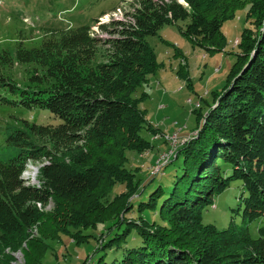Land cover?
Returning a JSON list of instances; mask_svg holds the SVG:
<instances>
[{
    "label": "trees",
    "instance_id": "1",
    "mask_svg": "<svg viewBox=\"0 0 264 264\" xmlns=\"http://www.w3.org/2000/svg\"><path fill=\"white\" fill-rule=\"evenodd\" d=\"M183 1L131 0L122 18L95 20L105 38L91 24L48 30L38 47L26 48L23 36L12 49H0L1 102L58 120L6 128L14 155L0 161V264H11L5 248H20L36 225L25 264H42L49 242L63 236L87 242L93 237L87 230H98L94 264H264V227L258 238L250 233L264 217V0ZM246 5L250 26L227 85L206 102L205 114L201 102L194 111L195 135L164 166L182 157L179 172L145 194L154 179L142 185L125 167L124 151H150L141 132L160 134L139 108L147 94L136 96L162 67L146 38L184 22L179 30L190 42L221 51L224 23ZM28 161L39 164L34 183L26 176ZM234 181L244 192L229 226L204 224L203 210ZM49 200L55 211L36 208Z\"/></svg>",
    "mask_w": 264,
    "mask_h": 264
},
{
    "label": "rangeland",
    "instance_id": "2",
    "mask_svg": "<svg viewBox=\"0 0 264 264\" xmlns=\"http://www.w3.org/2000/svg\"><path fill=\"white\" fill-rule=\"evenodd\" d=\"M130 1L0 0V49H12L17 37L21 40L27 38L24 41L26 48L38 47L43 34L48 30L77 28L91 24L92 33L105 38L106 33H101L97 29L95 20L106 22L109 18H122V12L129 10ZM178 1L182 2V0ZM248 9L249 5H246L237 12L235 20L224 23L222 31L226 37V45L221 51H209L190 42L179 30L180 26L185 25L184 22H179L178 25H166L157 36L146 38L148 44L155 49L162 67L150 75L147 84L137 89L136 96L147 94L139 108L143 111L147 122L159 128L160 134L155 136L146 130L141 132L142 137L153 144L150 151L141 154L124 151L128 159L125 167L136 173L142 180V185L151 178L154 179L152 184L145 186V194L150 193L159 182L165 184L172 179L173 174L179 172L182 157L168 167L164 168V166L175 158L178 147L189 142L191 135L199 127L194 104L201 102L202 108L199 110L205 114L207 103L213 101V93H220L227 85L228 75L240 52L237 46L239 39L243 30L250 26L246 21ZM14 75L21 80L24 77V73L19 68L14 70ZM5 96L0 92V98ZM22 121L38 125L58 122L47 111L21 109L5 105L0 100V161L5 162L14 155L7 146L6 128L21 126ZM176 133L179 139L175 147L171 138ZM163 156L169 157V161L165 164ZM38 165L31 161L27 162L26 176L30 177V180L36 177ZM160 168L164 169L158 174L157 170ZM121 189V186H117L114 194ZM243 192L240 181L232 182L226 191L215 196L213 203L203 210L204 224H214L219 230L226 229L233 215L232 210L239 207ZM35 206L44 213L56 210L53 200H49L46 206L40 204ZM236 221L238 224L242 223L241 212L236 216ZM262 227H264V217L250 225V233L254 238L260 237L259 229ZM28 232V239L20 248H5L2 253L11 257V264H25L24 252L27 250V241L37 236L38 226L32 227ZM97 233L98 230L83 231V234L93 236L84 243L75 244L67 236H63L59 242H49L50 249L44 256L42 264H84L85 261L86 264H94L98 255L96 251L98 243L95 240Z\"/></svg>",
    "mask_w": 264,
    "mask_h": 264
},
{
    "label": "built area",
    "instance_id": "3",
    "mask_svg": "<svg viewBox=\"0 0 264 264\" xmlns=\"http://www.w3.org/2000/svg\"><path fill=\"white\" fill-rule=\"evenodd\" d=\"M178 134L176 133V134H174L173 136H172V142H173V144H174V146L176 147V145L175 144H177L178 143ZM170 154H172V152L170 153ZM166 156H163V160H164V164L165 163H167L168 161H169V157L168 158H165ZM159 168V166L157 167V169ZM161 171V168L159 169V170H157V172H160Z\"/></svg>",
    "mask_w": 264,
    "mask_h": 264
},
{
    "label": "bare ground",
    "instance_id": "4",
    "mask_svg": "<svg viewBox=\"0 0 264 264\" xmlns=\"http://www.w3.org/2000/svg\"><path fill=\"white\" fill-rule=\"evenodd\" d=\"M194 106H195V110L196 109H199L200 108V103L198 102V103H196V104H194ZM193 135H195V134H193ZM172 139V138H171ZM28 178H30V177H28ZM31 183H34L35 182V178H31V181H30ZM36 207H38V206H36ZM42 208V207H41Z\"/></svg>",
    "mask_w": 264,
    "mask_h": 264
},
{
    "label": "water",
    "instance_id": "5",
    "mask_svg": "<svg viewBox=\"0 0 264 264\" xmlns=\"http://www.w3.org/2000/svg\"><path fill=\"white\" fill-rule=\"evenodd\" d=\"M180 2V1H179ZM180 3H182V2H180Z\"/></svg>",
    "mask_w": 264,
    "mask_h": 264
}]
</instances>
